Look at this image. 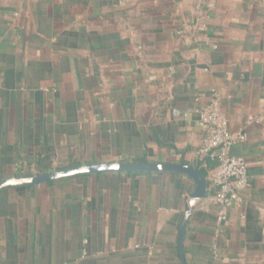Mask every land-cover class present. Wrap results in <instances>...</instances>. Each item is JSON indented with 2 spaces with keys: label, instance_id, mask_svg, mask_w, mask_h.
I'll list each match as a JSON object with an SVG mask.
<instances>
[{
  "label": "crops",
  "instance_id": "0c3cea01",
  "mask_svg": "<svg viewBox=\"0 0 264 264\" xmlns=\"http://www.w3.org/2000/svg\"><path fill=\"white\" fill-rule=\"evenodd\" d=\"M204 1L0 0V180L183 162L208 193L185 228L186 264H264V0H209L200 30ZM215 98L246 135L230 153L246 159L248 182L223 220L214 163L198 154L197 110ZM194 188L173 171L0 188V264H181Z\"/></svg>",
  "mask_w": 264,
  "mask_h": 264
},
{
  "label": "built area",
  "instance_id": "2783aa9c",
  "mask_svg": "<svg viewBox=\"0 0 264 264\" xmlns=\"http://www.w3.org/2000/svg\"><path fill=\"white\" fill-rule=\"evenodd\" d=\"M212 6L211 1H204L203 11L197 19V26L200 30L206 29L208 10ZM177 33L181 34V30ZM212 91L216 95L215 90ZM197 115L203 130L198 154L203 165H206V160L214 163L209 171V180L215 188L210 199L219 206L217 219L223 220L226 218L225 209L232 203L240 201L238 192L248 182L246 159L230 153V149L244 141L246 135L244 132L234 133L230 130L228 119L219 108L216 98L210 104L200 107ZM85 256L86 251L84 250L82 257Z\"/></svg>",
  "mask_w": 264,
  "mask_h": 264
},
{
  "label": "water",
  "instance_id": "95a60500",
  "mask_svg": "<svg viewBox=\"0 0 264 264\" xmlns=\"http://www.w3.org/2000/svg\"><path fill=\"white\" fill-rule=\"evenodd\" d=\"M122 171H147V172H163L173 171L186 174L194 183V191L187 197L184 216L180 223L178 231V251L181 264H186L184 257V235L185 228L190 215L192 214L196 203L203 198L208 197L207 185L204 175L194 166L179 163H151L144 161L131 162H89L60 170L31 175V176H14L0 180V188L6 186L30 185L43 182L53 181L75 175L99 173V172H122Z\"/></svg>",
  "mask_w": 264,
  "mask_h": 264
}]
</instances>
